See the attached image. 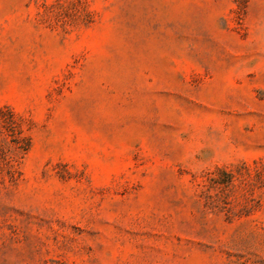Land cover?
Masks as SVG:
<instances>
[{
    "label": "rangeland",
    "instance_id": "rangeland-1",
    "mask_svg": "<svg viewBox=\"0 0 264 264\" xmlns=\"http://www.w3.org/2000/svg\"><path fill=\"white\" fill-rule=\"evenodd\" d=\"M0 264H264V0H0Z\"/></svg>",
    "mask_w": 264,
    "mask_h": 264
}]
</instances>
